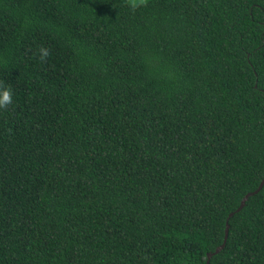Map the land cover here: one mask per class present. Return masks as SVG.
<instances>
[{
	"label": "trees",
	"instance_id": "obj_1",
	"mask_svg": "<svg viewBox=\"0 0 264 264\" xmlns=\"http://www.w3.org/2000/svg\"><path fill=\"white\" fill-rule=\"evenodd\" d=\"M0 85V264H206L264 176V0H0Z\"/></svg>",
	"mask_w": 264,
	"mask_h": 264
},
{
	"label": "clouds",
	"instance_id": "obj_2",
	"mask_svg": "<svg viewBox=\"0 0 264 264\" xmlns=\"http://www.w3.org/2000/svg\"><path fill=\"white\" fill-rule=\"evenodd\" d=\"M143 3L144 0H128V7L130 10L134 11L135 9L142 7ZM38 52L41 63H46L51 57V52L43 47L39 48ZM11 99V89L7 86L0 85V108L8 105L11 102Z\"/></svg>",
	"mask_w": 264,
	"mask_h": 264
},
{
	"label": "water",
	"instance_id": "obj_3",
	"mask_svg": "<svg viewBox=\"0 0 264 264\" xmlns=\"http://www.w3.org/2000/svg\"><path fill=\"white\" fill-rule=\"evenodd\" d=\"M263 184H264V176H263V178L261 179L260 183L258 184V187H257L254 191H252V192H247V193L245 194V196L241 199L240 204H239V206L235 209V211H239V210L244 206V204H245L247 198H248L250 195H252V194L258 192V191L262 188ZM235 211H233V212H235ZM233 212H230V213L227 215V218H226V221H225L224 237H223V241H222V243H221L218 247H216V249H215L213 252H208V253H207L206 264L209 263V259H210V257H211L213 254L217 253L218 251H220V249H222V248L224 247L225 242H226V239H227V236H228V230H229L228 219H229L230 216L233 215Z\"/></svg>",
	"mask_w": 264,
	"mask_h": 264
}]
</instances>
